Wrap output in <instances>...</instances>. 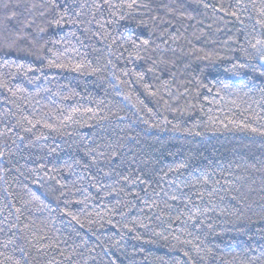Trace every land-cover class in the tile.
<instances>
[{"label":"trees","instance_id":"trees-1","mask_svg":"<svg viewBox=\"0 0 264 264\" xmlns=\"http://www.w3.org/2000/svg\"><path fill=\"white\" fill-rule=\"evenodd\" d=\"M131 2L0 0V264H264V0Z\"/></svg>","mask_w":264,"mask_h":264},{"label":"snow or ice","instance_id":"snow-or-ice-1","mask_svg":"<svg viewBox=\"0 0 264 264\" xmlns=\"http://www.w3.org/2000/svg\"><path fill=\"white\" fill-rule=\"evenodd\" d=\"M105 3H107V0H105ZM135 3H136V0H132V2L127 5V7L132 8ZM253 7H255V5H253ZM232 15L236 16L237 13L233 12ZM258 16H259V19H257L255 21V23H256V25H259L260 27L264 28V5L261 6V10L259 11ZM237 18H239V17H237ZM56 23H59V21H56ZM130 43H134V42L130 41ZM144 43L147 44L148 42L144 41ZM260 43H262V42L257 41V44H260ZM77 67H79V66H77ZM3 86H5V85H0V87H3ZM253 131H256V129H253ZM173 199H176V197H173Z\"/></svg>","mask_w":264,"mask_h":264}]
</instances>
